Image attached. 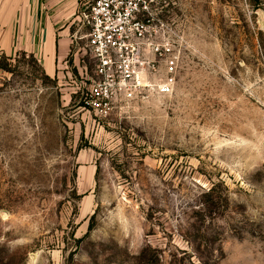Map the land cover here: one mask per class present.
Listing matches in <instances>:
<instances>
[{
	"label": "rangeland",
	"instance_id": "1",
	"mask_svg": "<svg viewBox=\"0 0 264 264\" xmlns=\"http://www.w3.org/2000/svg\"><path fill=\"white\" fill-rule=\"evenodd\" d=\"M165 2L172 92L105 118L77 21L54 76L0 52V264H264V0Z\"/></svg>",
	"mask_w": 264,
	"mask_h": 264
},
{
	"label": "built area",
	"instance_id": "2",
	"mask_svg": "<svg viewBox=\"0 0 264 264\" xmlns=\"http://www.w3.org/2000/svg\"><path fill=\"white\" fill-rule=\"evenodd\" d=\"M165 0H83L79 12L93 77L81 107L105 118L148 91L172 92L179 50L158 17Z\"/></svg>",
	"mask_w": 264,
	"mask_h": 264
},
{
	"label": "crops",
	"instance_id": "3",
	"mask_svg": "<svg viewBox=\"0 0 264 264\" xmlns=\"http://www.w3.org/2000/svg\"><path fill=\"white\" fill-rule=\"evenodd\" d=\"M82 3L83 0H0L1 9L20 11L17 21H6L5 27H0V52H32L43 61L46 74L54 76L56 58L67 52V42L76 34L71 26L79 20Z\"/></svg>",
	"mask_w": 264,
	"mask_h": 264
}]
</instances>
